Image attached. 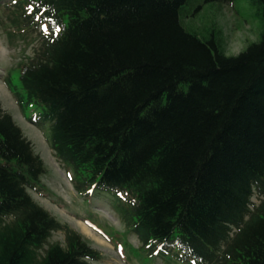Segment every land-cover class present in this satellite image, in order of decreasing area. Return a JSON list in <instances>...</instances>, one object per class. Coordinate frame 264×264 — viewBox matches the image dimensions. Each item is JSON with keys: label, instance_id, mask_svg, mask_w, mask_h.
Returning a JSON list of instances; mask_svg holds the SVG:
<instances>
[{"label": "trees", "instance_id": "16d2710c", "mask_svg": "<svg viewBox=\"0 0 264 264\" xmlns=\"http://www.w3.org/2000/svg\"><path fill=\"white\" fill-rule=\"evenodd\" d=\"M232 1L4 4L44 27L19 67L23 94L5 80L19 110L41 108L36 122L50 124L48 143L76 192L112 199L161 262L264 264V0H247L261 31L237 55L214 28L186 25L203 5ZM44 173L0 104V264L98 262L28 194ZM58 231L63 242L50 243Z\"/></svg>", "mask_w": 264, "mask_h": 264}, {"label": "rangeland", "instance_id": "374dc122", "mask_svg": "<svg viewBox=\"0 0 264 264\" xmlns=\"http://www.w3.org/2000/svg\"><path fill=\"white\" fill-rule=\"evenodd\" d=\"M0 4V104L31 142L35 154L42 160L45 173L37 190H29L32 200L60 224L80 234L100 253L94 264H169L145 254L133 234L127 231L124 220L110 198L73 187L72 172L55 157L48 143L49 123H37L41 108L35 104L21 112L5 85L10 81L15 92L23 94L19 84V67L27 63L40 43L44 27H28L11 5ZM190 30L204 34L210 28L220 33L227 55H237L249 44L259 40L261 24L247 0L229 4H205L195 17L187 19ZM33 120L36 125L28 122ZM257 203V199H252ZM62 232H54L50 243H62Z\"/></svg>", "mask_w": 264, "mask_h": 264}]
</instances>
